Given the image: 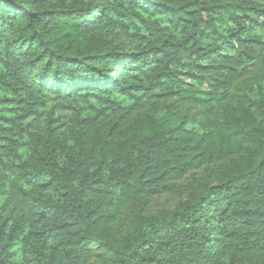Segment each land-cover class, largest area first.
<instances>
[{
    "label": "trees",
    "instance_id": "1",
    "mask_svg": "<svg viewBox=\"0 0 264 264\" xmlns=\"http://www.w3.org/2000/svg\"><path fill=\"white\" fill-rule=\"evenodd\" d=\"M258 31L264 0H0V163L27 139L16 189L34 226L23 249L32 263L50 264L42 250L61 238L100 248L109 264H264V104L237 99L207 133L175 112L135 119L152 100L226 96L264 47ZM112 34L126 48L98 41ZM91 103L102 110L66 111ZM240 151L175 211L138 215L124 239L103 230L120 205ZM21 225L0 217V264H19Z\"/></svg>",
    "mask_w": 264,
    "mask_h": 264
},
{
    "label": "rangeland",
    "instance_id": "2",
    "mask_svg": "<svg viewBox=\"0 0 264 264\" xmlns=\"http://www.w3.org/2000/svg\"><path fill=\"white\" fill-rule=\"evenodd\" d=\"M217 26L221 30L227 31L232 25L226 18H222L217 23ZM256 34L264 42V33L258 31ZM97 38L99 42L109 43L113 47L118 46L120 48H126L122 36L117 34L104 35ZM4 53V43L0 41V54L2 55ZM256 55L254 66L246 75L239 77L232 83L226 96L219 95L216 98L215 96L209 95L210 92L207 90L202 89V91L208 92L209 96L200 98L201 102L184 103L179 100L177 101L175 98L152 100L135 116V119L160 116L163 114L169 115L170 112H175L182 116L183 122L186 124V129L193 128L196 131L207 133L211 131L214 125H220V122L216 121L214 118V112L219 109L234 106L237 99L246 98L256 103L261 101L264 104V47L258 49ZM124 102L125 101H123V103ZM254 107H256L255 104ZM263 109H257V113L261 114L262 111H264ZM97 110L102 109L97 106L96 103H91L87 105H76L74 112H72V110L66 111L72 115L78 113L88 116L90 114H95ZM33 126L38 131L41 127V120L34 121ZM26 143L27 139H24V145L18 149L16 156L2 157L0 172L4 174L6 178L3 180V183L0 184V217H7L10 223L17 218L21 219L22 229L20 231V239L17 241L15 260L19 264H34L30 257L23 253L25 236L29 231L34 230V226L31 222L27 207L22 202L16 189L17 185H20V187L23 186V183H21L18 177V170L20 166L28 160ZM244 155L245 152L240 151L229 155L223 160L193 170L181 179L171 182V191L152 199L144 200L141 204H132L128 202L120 205L115 220L106 225L103 230L116 239L126 238L133 231L135 217L138 215H155L162 211H175L186 201L193 189L204 184H217L223 169L235 164ZM23 188L25 190H30L28 187ZM30 192L41 195L44 198L54 200L60 198L58 193L52 191ZM112 202H115V199H112ZM42 253L44 254L43 259L45 262L50 264H109L108 257L100 248H90L89 251H86L85 248L74 249L68 246L61 238L48 242L42 250Z\"/></svg>",
    "mask_w": 264,
    "mask_h": 264
}]
</instances>
